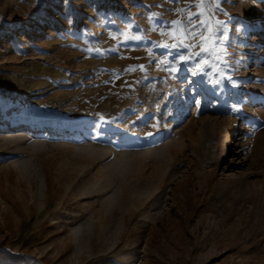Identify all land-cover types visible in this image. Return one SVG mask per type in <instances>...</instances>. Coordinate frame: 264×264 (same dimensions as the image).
I'll return each mask as SVG.
<instances>
[{"label": "rangeland", "instance_id": "obj_1", "mask_svg": "<svg viewBox=\"0 0 264 264\" xmlns=\"http://www.w3.org/2000/svg\"><path fill=\"white\" fill-rule=\"evenodd\" d=\"M216 3L201 74L184 0H0V264H264V0Z\"/></svg>", "mask_w": 264, "mask_h": 264}, {"label": "snow or ice", "instance_id": "obj_2", "mask_svg": "<svg viewBox=\"0 0 264 264\" xmlns=\"http://www.w3.org/2000/svg\"><path fill=\"white\" fill-rule=\"evenodd\" d=\"M172 2L175 3L176 0ZM184 5L185 7L174 10L177 19L167 22V29L161 31V35L170 43H156L155 46L179 49L176 60L181 64L194 61V70L197 73L206 74L208 71H214L219 74L220 66L226 64L222 57L227 55L224 47L226 26L215 19L212 12V8H218L219 5L216 0H184ZM133 39L140 40L141 37L136 36ZM139 69L144 71V65H140ZM165 71L175 73L177 69L168 66Z\"/></svg>", "mask_w": 264, "mask_h": 264}, {"label": "trees", "instance_id": "obj_3", "mask_svg": "<svg viewBox=\"0 0 264 264\" xmlns=\"http://www.w3.org/2000/svg\"><path fill=\"white\" fill-rule=\"evenodd\" d=\"M23 254H13V253H6L4 251H0V258L6 261H12L14 263H18L21 261Z\"/></svg>", "mask_w": 264, "mask_h": 264}, {"label": "bare ground", "instance_id": "obj_4", "mask_svg": "<svg viewBox=\"0 0 264 264\" xmlns=\"http://www.w3.org/2000/svg\"><path fill=\"white\" fill-rule=\"evenodd\" d=\"M10 134H13V132H11Z\"/></svg>", "mask_w": 264, "mask_h": 264}]
</instances>
